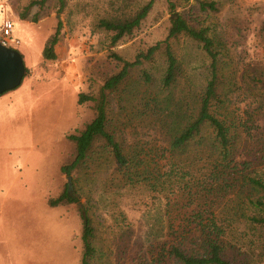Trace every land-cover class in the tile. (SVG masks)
Instances as JSON below:
<instances>
[{
	"label": "rangeland",
	"instance_id": "374dc122",
	"mask_svg": "<svg viewBox=\"0 0 264 264\" xmlns=\"http://www.w3.org/2000/svg\"><path fill=\"white\" fill-rule=\"evenodd\" d=\"M37 1L0 0V25L5 18L26 22L14 33L27 68L21 84L29 88L16 102L8 96L16 88L0 99V264H80L82 221L77 205L48 203L62 191L67 178L61 167L75 154L68 134L82 129L96 113L95 103L80 104L79 95H98L105 79L122 68L113 55L134 61L164 40L176 13L191 26L207 29L213 39L218 92L238 125L235 143L243 157L253 155L264 168V0H154L140 27L115 43L113 32L99 27V21L128 18L149 0ZM211 1L215 10L202 9V2ZM58 24L57 59L45 60V43ZM171 45L181 70L175 86L162 85L167 60L160 50L131 70L109 95L108 107L110 130L126 154L141 150L151 170L156 167L163 175L172 161L154 153L181 131L186 117L178 111L186 112L188 106L187 112H195L211 78V58L200 42L181 34ZM205 129L209 138L212 129ZM198 153L193 145L183 155L197 176L203 164H193L192 158ZM96 157V166L73 174L96 226L92 264H152L148 247L152 240L163 239L167 196L175 200L170 189L176 184L168 186L167 176L160 179L164 190L161 185L152 190L149 180L147 185L125 184L112 157L99 148ZM244 190L239 195L222 193L215 209L239 207ZM245 221L242 213L236 215L229 250L241 262L264 264L262 231L253 232Z\"/></svg>",
	"mask_w": 264,
	"mask_h": 264
},
{
	"label": "trees",
	"instance_id": "16d2710c",
	"mask_svg": "<svg viewBox=\"0 0 264 264\" xmlns=\"http://www.w3.org/2000/svg\"><path fill=\"white\" fill-rule=\"evenodd\" d=\"M45 1L37 2L43 4ZM153 5L154 0H149L128 18L101 19L98 26L113 32V43L118 42L140 27ZM201 7L216 9L214 1L202 2ZM60 31L61 24H58L55 32L46 41L42 52L45 60L57 59L56 46L60 41ZM181 34L202 44L211 58V78L197 100L196 111L187 112L188 106L185 109L187 113L178 111L186 117L181 131L172 137L167 147L163 146L154 153L155 156L172 161L171 170L163 175L160 170H155L156 167L151 170V164L141 157V150L134 151L132 156L126 154L122 142L109 127V95L125 83L134 67L144 61H151L160 50H163L167 60L162 85L166 88L175 86L181 70L171 40ZM113 56L123 63L122 68L105 79L98 95L84 93L79 95L80 104L86 101L95 103L96 113L82 129L68 134L67 138L75 145V154L70 162L61 167V172L66 176L67 181L59 195L48 201L51 207L77 205L82 221L83 251L80 264L93 263L97 250L94 245L96 226L87 206L80 198L73 174L78 169H91L98 164L97 148L112 157L116 169L122 173L125 184L144 182L147 185L149 180L151 189L157 190L161 185L160 179L164 176L169 179L168 186L176 184L175 188L170 189V194L175 200L167 196L165 211L167 224L163 237L160 236L163 239L152 240L148 247L152 264L169 263V261H174L175 264H250L249 260L241 262L237 259L229 248L235 230L233 222L238 213H242L245 222L251 225L250 230L262 231L261 236L264 241V168L258 167L253 155L249 158L243 157L235 143L234 130L238 125L218 92V54L214 50L213 39L208 36L207 29L191 26L176 13L171 18L167 37L150 46L145 52L139 53L134 61L123 60L118 55ZM145 77L150 81L151 78L147 73ZM206 126L212 129L209 138L205 135ZM193 145L200 150V153L192 158L193 164H203L198 168L199 176L187 167L183 159L184 152ZM244 154L248 156L245 151ZM239 157L243 161H238ZM173 180L175 181L172 183ZM160 187L164 190V185ZM243 189L247 194L245 199L239 202V207L233 210L215 209V202L222 193L232 191L239 195L238 193L243 192ZM249 191L263 194L254 197ZM246 207L251 212L247 211Z\"/></svg>",
	"mask_w": 264,
	"mask_h": 264
},
{
	"label": "water",
	"instance_id": "95a60500",
	"mask_svg": "<svg viewBox=\"0 0 264 264\" xmlns=\"http://www.w3.org/2000/svg\"><path fill=\"white\" fill-rule=\"evenodd\" d=\"M26 72L27 68L20 51L0 44V95L17 88Z\"/></svg>",
	"mask_w": 264,
	"mask_h": 264
},
{
	"label": "built area",
	"instance_id": "2783aa9c",
	"mask_svg": "<svg viewBox=\"0 0 264 264\" xmlns=\"http://www.w3.org/2000/svg\"><path fill=\"white\" fill-rule=\"evenodd\" d=\"M15 24L11 18H5L0 26V44L4 47L17 48L20 39L14 34Z\"/></svg>",
	"mask_w": 264,
	"mask_h": 264
},
{
	"label": "crops",
	"instance_id": "0c3cea01",
	"mask_svg": "<svg viewBox=\"0 0 264 264\" xmlns=\"http://www.w3.org/2000/svg\"><path fill=\"white\" fill-rule=\"evenodd\" d=\"M13 20V19H12ZM16 20V19H15ZM14 21V20H13ZM21 23H26V22H24V20L23 19H20V20H16V21H14V24H15V28H14V32H15V30H16V28L21 24ZM2 24V23H1ZM1 26V25H0ZM15 34V33H14ZM18 37V36H17ZM19 38V37H18ZM16 49H18V48H16ZM20 51V50H19ZM26 91H29V88L28 87H26L25 85H20L18 88H16L15 90H12V91H9V94L10 95H8L9 96V98H14V101L16 102L21 96H23L24 94H25V92ZM5 94H7V92L6 93H3V95H1L0 96V99L2 98V97H4L5 96Z\"/></svg>",
	"mask_w": 264,
	"mask_h": 264
}]
</instances>
